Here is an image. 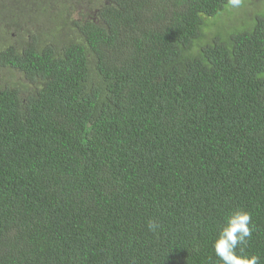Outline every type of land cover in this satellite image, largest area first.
Instances as JSON below:
<instances>
[{"label": "trees", "instance_id": "16d2710c", "mask_svg": "<svg viewBox=\"0 0 264 264\" xmlns=\"http://www.w3.org/2000/svg\"><path fill=\"white\" fill-rule=\"evenodd\" d=\"M233 1L0 0V264H222L238 209L264 264V15Z\"/></svg>", "mask_w": 264, "mask_h": 264}, {"label": "clouds", "instance_id": "9594fccd", "mask_svg": "<svg viewBox=\"0 0 264 264\" xmlns=\"http://www.w3.org/2000/svg\"><path fill=\"white\" fill-rule=\"evenodd\" d=\"M250 224L251 214L242 209L234 211L224 221L213 245L215 255L222 264H259L258 256H245L237 251L240 245L245 244L246 238L251 236ZM147 226L153 232L159 227L155 221H149Z\"/></svg>", "mask_w": 264, "mask_h": 264}, {"label": "rangeland", "instance_id": "374dc122", "mask_svg": "<svg viewBox=\"0 0 264 264\" xmlns=\"http://www.w3.org/2000/svg\"><path fill=\"white\" fill-rule=\"evenodd\" d=\"M244 1L245 0H234L233 1L231 8H232V11L236 12V13L234 15V18H232L233 19L232 25L238 24V22H240V21L242 23L245 19L248 20V21L250 19L254 21L257 18V16L264 15V0H253L256 5H254V7H251V8L248 5V3L246 2L247 5L244 6L245 8H243V9L246 12L248 10V12L246 14H244L242 12L237 14L238 12L241 11V7L240 6H241L242 3H244ZM223 17H224V19H228L229 18V16L226 15V14H223ZM234 20L237 21V22L235 23ZM229 23H231V20L229 21ZM213 29H214V27H213ZM215 31H216V29L213 30V32H215Z\"/></svg>", "mask_w": 264, "mask_h": 264}]
</instances>
